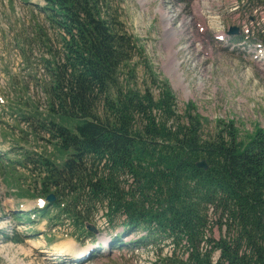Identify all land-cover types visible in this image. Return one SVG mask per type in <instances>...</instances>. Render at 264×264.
Masks as SVG:
<instances>
[{
  "label": "trees",
  "instance_id": "obj_1",
  "mask_svg": "<svg viewBox=\"0 0 264 264\" xmlns=\"http://www.w3.org/2000/svg\"><path fill=\"white\" fill-rule=\"evenodd\" d=\"M121 3L35 1L54 31L38 26L46 54L34 80L45 104L25 99L29 84L17 82L10 105L47 131L52 148L16 152L18 163L34 165L19 195L53 193L40 218L68 219L84 233L106 209L110 227L144 232L134 242L158 245L154 264H264V128L210 124L192 101L179 111L167 81L153 75L157 95L139 83L133 61L144 50ZM201 159L207 168L196 164ZM210 213L225 228L218 239L208 234Z\"/></svg>",
  "mask_w": 264,
  "mask_h": 264
},
{
  "label": "rangeland",
  "instance_id": "obj_2",
  "mask_svg": "<svg viewBox=\"0 0 264 264\" xmlns=\"http://www.w3.org/2000/svg\"><path fill=\"white\" fill-rule=\"evenodd\" d=\"M35 1L0 0V146L10 145L4 156L0 155V264H68L71 260L80 261L78 264H154L158 245L134 242L144 232L126 234L120 231L121 226L110 227L105 220L106 209L97 210L84 233L68 219L55 224L40 218L33 209L40 207L42 199L18 193L21 186L26 189L33 182L34 165L18 163L22 156L17 157L16 152L43 153L49 144L47 131H38L33 119L31 125L28 117H19L10 105L18 83L29 84L20 94L25 99L30 96L35 103L40 102L39 106L45 104L34 75L42 73L43 68L37 64L40 53L46 52L38 26L48 25L43 12L32 4ZM162 1L121 3L122 18L140 38L144 50L133 61L138 82L150 86L157 95L153 75L159 82L167 81L175 93L177 109L184 111L192 101L210 124L222 118L236 120L243 131L250 132L255 125L264 128V0H164L166 10L171 6L177 10L170 13L177 15L169 24L171 31L178 29V40L170 47L177 53L169 62L159 10ZM187 20L199 39L181 33ZM231 27L238 31L228 33ZM47 28L53 37L54 31ZM170 63L178 65L181 86H174L175 77L167 72ZM21 212L24 217L19 219ZM209 216L212 230L208 234L218 239L225 228L219 226L213 213ZM120 232L123 234L117 235ZM64 242H72L79 253L85 248L91 251L87 249L86 259L60 256V251L52 254ZM163 249L169 251L172 244ZM218 256L215 252V261Z\"/></svg>",
  "mask_w": 264,
  "mask_h": 264
},
{
  "label": "bare ground",
  "instance_id": "obj_3",
  "mask_svg": "<svg viewBox=\"0 0 264 264\" xmlns=\"http://www.w3.org/2000/svg\"><path fill=\"white\" fill-rule=\"evenodd\" d=\"M144 1V0H142ZM146 1V0H145ZM174 6H171L170 8H167L166 10V2L163 0L162 3H161V6H160V11L162 12V21L164 23V30H165V34L164 36L165 37V42H166V45H167V49H168V57H167V60L169 62L170 59H174V55H176L177 53V50H171V45L175 44V42L178 40V37L177 35H175L178 31V29H174L173 31H171V26H169V24H172L176 18V15L177 14H170L172 11L174 12L175 9ZM177 10H175L176 12ZM206 14V13H205ZM183 26V24H182ZM181 28V26H179ZM207 27V26H206ZM192 28V23L189 22L188 20L187 21H184V28H182L181 30V33L183 35H190V37L192 38H198L200 37V35L198 33H196V31H194V29H191ZM178 65L177 64H174V63H170L168 68H167V72H171L170 74H173L174 75V86H181L182 82H181V74L178 73ZM172 76V75H171ZM72 242H64L63 244H61V246H59L58 248L59 249H56V250H53V253L52 254H57L58 252L56 251H60L59 255L60 256H76L78 255L77 257H83V258H87V254H86V251L87 249L85 248L84 251L80 252L74 247V244L72 245L71 244ZM79 253V254H78Z\"/></svg>",
  "mask_w": 264,
  "mask_h": 264
},
{
  "label": "water",
  "instance_id": "obj_4",
  "mask_svg": "<svg viewBox=\"0 0 264 264\" xmlns=\"http://www.w3.org/2000/svg\"><path fill=\"white\" fill-rule=\"evenodd\" d=\"M238 31V28L237 27H231V29L229 30L228 33H236ZM207 162L204 160V159H201L199 162H197L196 164L200 167H203V168H207L208 167V164H206ZM54 194H49L47 195V199L48 200H53L55 198V196H53ZM91 228V227H90Z\"/></svg>",
  "mask_w": 264,
  "mask_h": 264
}]
</instances>
